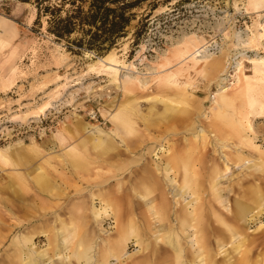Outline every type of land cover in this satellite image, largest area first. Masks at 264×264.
Listing matches in <instances>:
<instances>
[{"label":"rangeland","instance_id":"rangeland-1","mask_svg":"<svg viewBox=\"0 0 264 264\" xmlns=\"http://www.w3.org/2000/svg\"><path fill=\"white\" fill-rule=\"evenodd\" d=\"M135 11L108 54H78L0 0V264H264V0Z\"/></svg>","mask_w":264,"mask_h":264},{"label":"trees","instance_id":"trees-1","mask_svg":"<svg viewBox=\"0 0 264 264\" xmlns=\"http://www.w3.org/2000/svg\"><path fill=\"white\" fill-rule=\"evenodd\" d=\"M36 7L35 24L46 21L47 32L65 42L69 51L89 50L106 55L126 38L146 0H19ZM138 44L139 31L134 33Z\"/></svg>","mask_w":264,"mask_h":264},{"label":"bare ground","instance_id":"bare-ground-1","mask_svg":"<svg viewBox=\"0 0 264 264\" xmlns=\"http://www.w3.org/2000/svg\"><path fill=\"white\" fill-rule=\"evenodd\" d=\"M1 30L3 31V29H1ZM259 61L263 62V59L260 58ZM223 80L224 79L220 78V81H223ZM221 83L222 82H219V84H221ZM220 86H222V84ZM235 103H236L235 97L228 99L227 97H225V95H222L220 97V100H219V104H221L220 108H221V106L229 107V105H231V104L235 105ZM219 125L222 126V122H220ZM228 128L231 129L232 126H228ZM75 163L79 164L80 162L76 161ZM196 166H197V164H196V162L193 161V156L190 153L189 154L184 153L182 155V174L184 172V174H183L184 175V177H183V184H184L183 188H186L189 192L192 193L195 203L193 206V210L191 212L187 211V209H185V210L183 209L181 221H182V227L192 228L194 231V237L197 240H199V238H201V240H202L204 238L205 232L207 230L208 214L206 213V208H205L204 204L202 203V200H204V198H203V196H199L200 192H202V190H200L201 189V185H200V183H201L200 177L201 176L198 175V171L196 169ZM156 186H157V183H156ZM157 201L159 202L158 204L162 203L163 194L158 195ZM209 203L212 206L213 202L211 201ZM207 205L209 206L208 203H207ZM212 229H214V227H212ZM165 241L169 242L170 245L174 246V243H172V240H171V236L165 237ZM112 248H113L112 251H114V253L116 255L120 252L119 245L113 246ZM162 252H163V249H160V248L155 249L154 261ZM78 255H79V258L82 257L81 253ZM25 259H26V257H25ZM158 264H163V262L158 263Z\"/></svg>","mask_w":264,"mask_h":264}]
</instances>
